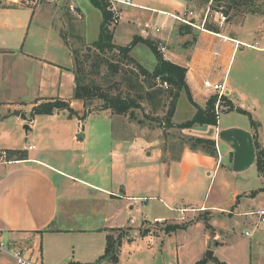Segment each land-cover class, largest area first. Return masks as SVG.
Segmentation results:
<instances>
[{
  "label": "crops",
  "instance_id": "obj_1",
  "mask_svg": "<svg viewBox=\"0 0 264 264\" xmlns=\"http://www.w3.org/2000/svg\"><path fill=\"white\" fill-rule=\"evenodd\" d=\"M131 1L119 5L112 41L124 46L140 37L161 44L164 59L185 68L188 87L172 122L191 120L212 97L216 122L167 127L163 134L110 109L87 111L73 99L74 45L68 40L92 45L101 10L89 0L0 2V241L41 264H94L112 229L133 227L116 264H180L179 247L164 246L165 237L194 227L203 229L204 248L215 256L197 254L187 264H264V223L255 227L264 203L243 209L264 195L256 164L257 144L264 149V0ZM46 3L54 7V18L42 25L46 37L31 36L26 46L30 23ZM91 7L99 11L93 27ZM121 32L123 44L116 41ZM38 39L46 44L41 50ZM130 54L155 69L156 58L148 67ZM38 64L43 73L36 74ZM46 70L65 83L52 85ZM206 79L222 83L224 97L205 88ZM46 98L69 100L77 116L66 110L32 116L35 102ZM192 137L213 140L216 154L193 146ZM204 211L209 228L199 216ZM153 222L187 224L141 235ZM238 224L249 226L246 247L226 254L223 235ZM13 263L12 254L0 250V264Z\"/></svg>",
  "mask_w": 264,
  "mask_h": 264
},
{
  "label": "trees",
  "instance_id": "obj_2",
  "mask_svg": "<svg viewBox=\"0 0 264 264\" xmlns=\"http://www.w3.org/2000/svg\"><path fill=\"white\" fill-rule=\"evenodd\" d=\"M95 7L101 10L103 15L102 25L99 30L98 38L95 40L92 45H88L85 51V57L83 60L80 59L79 51L72 50L73 55V73L75 76V86L73 88V99L81 100L83 105L86 107L87 101L93 99H99L101 102L95 108L88 109L91 110H104L110 109L114 113L124 114L130 112L135 108L140 107V103L138 100L131 95L129 90L127 92H111L109 88L107 90L103 88L100 84L96 83L94 79L90 78L89 72H98L101 64H106L108 68H110V72L112 75L120 74L123 77V80L128 81V86L133 87V80L135 78L136 81H144L145 86L153 87L156 85V78L160 79V83L167 82L168 84V96L170 97V102L168 105V110L165 112V116L161 122L164 123L165 128L177 126V127H188L194 123H215L216 116L214 114V105L216 101V97H212L208 101V105L206 109L198 108L196 114L191 120H187L181 124H174L172 122V117L175 111L176 101L180 95L182 90L188 92V87L185 81V68L170 62L164 59L161 50L158 47V44L149 40L143 39L140 37H135L129 44L127 45H118L112 41L113 33L110 28L112 12L109 9V2L107 0H89ZM142 42L147 45L157 60V64L155 69L151 72L145 69L141 64H139L130 54L133 46ZM106 52L108 53H117L124 61L125 64H131L130 70H125V68L120 67V65L116 63H112L109 61L107 57H105ZM94 59L90 62V59ZM120 60V58H119ZM86 66L90 68L86 70ZM121 68V69H120ZM122 74V75H121ZM142 77V79L139 78ZM140 82V83H141ZM159 84V82H157ZM160 85V84H159ZM114 86H118V82L114 84ZM130 87V88H131ZM189 97V95H188ZM224 97V95H223ZM224 99V98H223ZM42 101L44 103L40 104V101H36L31 115H42V114H52L58 110H66L70 115H76L77 112L70 106L69 100H63L60 98H46ZM86 115V111L80 118H83ZM253 126H255L254 122L251 121ZM193 146H200L205 149L211 155L216 154L215 142L211 139L200 138V137H192ZM256 164L259 172L264 175V149L261 148L257 144V159ZM264 189V185L262 188ZM258 191V190H256ZM256 191H252L250 194H255ZM186 223L182 224H174L171 229H164L165 232L169 233L171 231H175L177 229L184 228ZM115 230H120V228H114ZM151 230L149 228H144L140 230L141 235H146ZM123 237L120 235L118 238H111L110 234L106 237V244L104 248L103 254L99 257L97 262L94 264H116L118 262V254L119 248L121 246ZM200 263V262H199ZM69 264H80V263H69ZM217 264H226L225 262H217Z\"/></svg>",
  "mask_w": 264,
  "mask_h": 264
},
{
  "label": "rangeland",
  "instance_id": "obj_3",
  "mask_svg": "<svg viewBox=\"0 0 264 264\" xmlns=\"http://www.w3.org/2000/svg\"><path fill=\"white\" fill-rule=\"evenodd\" d=\"M2 1L9 3L10 5L11 4L12 5H23L26 3L30 4L32 0H0V2ZM211 4H214V1L211 2ZM228 4L227 6H229ZM53 10H54L53 4L46 3L44 10L38 11L36 13V16H34L33 21H31L30 23V29L28 33L29 41L28 40L25 41L26 46L30 45L31 36L38 35V36L46 37L43 31L44 26L42 25L46 23L47 19L54 18V16H51V13L53 12ZM117 10L119 11V9ZM98 14H99V11L97 9L93 7H91V9L89 8L88 15L90 17L92 27L94 23H97ZM113 26H110V28L112 29ZM26 27H25V33L23 34V37L26 36ZM119 32L117 33L119 34ZM92 36L93 34L90 32V37ZM68 41L69 43H72L74 45L72 50H78L80 52L79 53L80 59L83 60L85 57L84 50L86 49L87 45L85 44L80 45L72 39ZM116 41L122 44L125 43L126 40L122 32L120 33V35H117ZM20 45L21 44H19V46L18 45L12 46L13 51H19ZM44 47H46L45 41H41L40 39L36 40L35 48H37L38 50L39 49L41 50ZM158 47H161V46L158 44ZM161 52L163 54L162 50ZM131 53L137 58L140 57L142 63L145 66L150 67L151 62L155 61L154 54L145 45H137L136 47L134 46V48L131 50ZM105 57H107L109 61H111L112 63H116L120 65V67L125 68V70H130L131 68V64H125L126 61H124L117 53L106 52ZM93 60H94L93 58L90 59V62H92ZM89 68H90L89 66H86V70H88ZM40 73H43V69L41 68V65L38 64L37 69H36V74H40ZM44 73L46 74V79L51 80L52 85L55 82L58 83L59 81H62L65 83V79L60 78L58 74L54 73V71L51 72L49 70H46V72L44 71ZM88 75L90 78L94 79L96 83L100 84L106 90L107 88H109L111 92H117V91L127 92L129 90L131 95L134 96L140 103V107L130 110V112H127L124 114L119 113L118 115H121L123 117H128L131 119L141 120L143 121V124L147 123V124H150L151 126H155L156 128H161L164 134L165 126H164V123L161 122V120H163V117L165 116V112L168 110V105L170 102V97L168 96V89H167L168 87L161 86L156 82V85L149 88L145 86L144 81L142 82L140 81L141 82L140 83L139 81H136L135 78H132L133 87L130 86L131 87L130 88L128 86V81L125 79L123 80V77L120 76V74L112 75L110 72V68H108L106 64H101L98 72H89ZM139 78L142 79L141 76H139ZM117 82H118V86H114V84ZM223 90H224V85H223ZM1 99H5V98H1ZM9 99H13V98H9ZM183 100L184 99L180 100V103H181L180 106H182V103L184 102ZM44 102L45 101H40V104ZM100 102L101 101L99 99H93V100L87 101L86 108L88 109H91V107L95 108L98 104H100ZM261 191L263 190H259V192ZM258 194H261V193H258ZM263 203H264V195H258L257 197H252L247 203H245L243 209L256 210L258 209V204H263ZM208 214L209 212L207 211L199 213V216L203 217L202 219L205 221V225L207 228H209L208 223L210 219V216ZM140 221L141 220H138L137 224H140ZM172 225H174V223L153 222L145 226L155 233L159 231L165 232L164 229H166L167 227L171 229ZM245 226L246 225H240V224L235 225L234 230H231L230 233H226L223 235L222 241H224V243L226 244L225 246L226 254L233 252L235 250H240V249L243 250L246 247L247 237L244 236L243 232L246 229V227H248L249 229V226H246V227ZM109 234H110V237L113 239L118 238L120 235L123 238H127V237L129 238L130 236L134 234V228L133 227H122L120 228V230L112 229ZM181 243H183L184 245L180 246ZM164 246H168V247L178 246L179 247L178 248V259H179L180 264H187L191 262L192 258H195L194 255H197V254L198 256L200 255V257L202 255H205V257L210 260L213 258V256H215V254L213 256L211 255L208 256V250L209 251L211 250L210 248H204L203 229L194 228V227L190 231H181V233H176L170 239H167L165 237ZM209 246L211 247L214 246V241L210 240ZM127 255L128 254L124 256L127 257ZM208 257H211V258H208Z\"/></svg>",
  "mask_w": 264,
  "mask_h": 264
},
{
  "label": "built area",
  "instance_id": "obj_4",
  "mask_svg": "<svg viewBox=\"0 0 264 264\" xmlns=\"http://www.w3.org/2000/svg\"><path fill=\"white\" fill-rule=\"evenodd\" d=\"M53 2H57L58 0H51ZM109 2V9L111 10L112 14V21L110 26H113L115 24H117L118 19H119V11L117 10L119 5H132V1L131 0H107ZM70 10H74V7L70 4L69 5ZM221 19H224L225 16L220 15ZM174 18H178L177 16H173ZM159 29L156 28V31H158ZM161 47L160 50L164 51L165 48L159 44ZM157 82H159V84L161 86H165L168 87L167 82H162L160 83V79L157 77L156 78ZM203 86L205 88L211 89L214 92H217L218 97H220L221 95H223L224 90H223V84L222 83H215V82H211L210 80L206 79L203 81ZM31 146H29L30 148ZM1 155L5 156L6 152L5 150L1 151ZM255 215L258 217V221L255 224V227L259 226L261 223H264V210H261L259 212H255ZM246 235H249V231L245 232ZM0 250L1 251H7L10 252L14 258V263L13 264H41L40 262L36 261V260H32L28 257H26L23 252L19 249V248H11L9 247L5 242L0 241Z\"/></svg>",
  "mask_w": 264,
  "mask_h": 264
},
{
  "label": "water",
  "instance_id": "obj_5",
  "mask_svg": "<svg viewBox=\"0 0 264 264\" xmlns=\"http://www.w3.org/2000/svg\"><path fill=\"white\" fill-rule=\"evenodd\" d=\"M80 135H81V134H80ZM210 255H211V251L208 250V256H210Z\"/></svg>",
  "mask_w": 264,
  "mask_h": 264
}]
</instances>
